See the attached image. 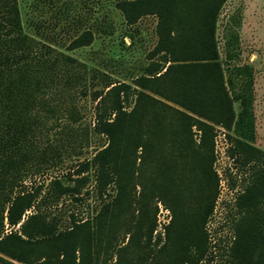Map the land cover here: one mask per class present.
<instances>
[{
    "label": "trees",
    "instance_id": "obj_1",
    "mask_svg": "<svg viewBox=\"0 0 264 264\" xmlns=\"http://www.w3.org/2000/svg\"><path fill=\"white\" fill-rule=\"evenodd\" d=\"M225 2L116 3L130 26L154 16L157 43L149 64L132 84L111 82L101 74L103 87L92 92L93 133L104 144L81 165L73 186L58 180L51 183L50 199L81 195L88 170L93 172L97 197L106 196L111 185L117 188L116 195L92 219H73L65 232H58L57 221L38 209L37 191L22 190L14 196L11 191L29 164L45 160L37 153L33 132L63 111L56 105V90L61 95L59 88L63 91L73 81L85 79L74 78L70 69L74 59L23 33L16 0H0V264H12L5 258L20 264H57L56 256L61 257L59 264H92L91 246L103 240L105 219L114 209L122 212L130 207L127 186L137 161L138 167L153 166L141 187L171 212L166 242L151 255L152 264H199L205 258V225L218 195L212 170L215 127L229 131L234 121L215 41L217 17ZM91 42L92 33L83 31L69 49ZM37 110L47 120L44 124L35 118ZM227 139L228 156L249 170L248 182L235 202L239 218L228 264H264V153L242 140ZM6 189L9 194H4ZM137 212L135 231L118 251L116 264L143 263L138 240L144 227L149 240L154 222L147 220L145 207ZM4 220L17 229L3 234ZM112 232L109 227L108 234ZM130 249L133 257L128 260L125 253Z\"/></svg>",
    "mask_w": 264,
    "mask_h": 264
},
{
    "label": "rangeland",
    "instance_id": "obj_2",
    "mask_svg": "<svg viewBox=\"0 0 264 264\" xmlns=\"http://www.w3.org/2000/svg\"><path fill=\"white\" fill-rule=\"evenodd\" d=\"M16 1L23 33L74 59L75 63L71 65L74 68H70L74 78L83 76L85 79L73 81L63 91L59 88L61 95L56 90V105L63 109L56 114V120L47 121L40 111L34 112L35 118L43 124L47 121L33 132L37 153L45 155V160L29 164L11 191L13 196L22 190L37 191L38 209L48 219L57 221L58 232H65L73 219L96 216L102 205L113 200L117 188L111 185L106 196L97 197L93 172L88 170L83 174L89 180L82 187L81 195L76 198L64 195L54 202L50 199L51 183L58 180L62 185L73 186L72 180L81 165L90 161L99 146L104 144V139L93 133L95 103L92 92L103 87V75L111 82L125 84H132L142 75L157 43V20L154 16H145L134 25H128L116 7L119 0ZM83 31L92 33L90 45L70 50L71 41ZM215 41L234 121L229 131L215 127L212 170L218 179V195L205 225L207 254L199 264H228L234 225L239 218L235 202L249 178V170L228 156L231 143L227 136L242 140L264 153V0H226L217 17ZM137 165L138 161L127 186L130 207L127 205L125 210L120 209L122 212L114 209L109 213L103 225V240L91 246L92 264L117 263L118 251L128 244L135 231L137 211L142 207H145L147 220L154 222L149 240L145 227L138 240L142 264H152V256L166 242L171 212L140 185L153 166ZM9 192L6 189L4 194ZM109 227L113 229L110 235ZM14 229L4 220L3 234ZM132 251L126 250L128 260L133 257ZM78 256L76 251L74 257ZM60 260V256L53 257L57 264Z\"/></svg>",
    "mask_w": 264,
    "mask_h": 264
}]
</instances>
